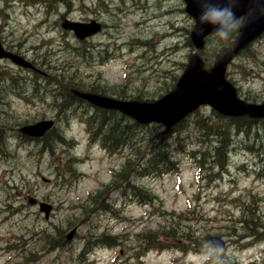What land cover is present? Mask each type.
Listing matches in <instances>:
<instances>
[{"label": "rangeland", "instance_id": "374dc122", "mask_svg": "<svg viewBox=\"0 0 264 264\" xmlns=\"http://www.w3.org/2000/svg\"><path fill=\"white\" fill-rule=\"evenodd\" d=\"M65 20H96L104 29L79 41L61 28ZM191 31L183 0H0V40L45 75L7 61L2 67L0 130L7 148L0 156V264H211L201 248L209 235L226 242L221 264H264V237H250L252 231L237 223L244 207L264 217L263 123L249 137H234L226 172L215 169L211 174L218 176L209 182L207 174L195 177L197 164L187 152L209 147L193 145L199 134L191 116L187 130L170 139L177 171L129 177L149 192L150 202L148 196L125 193L126 182L114 186L127 150L109 153L90 137L81 108L68 115L57 110L63 102L55 95L64 90L56 88L54 74L82 79L85 89L122 100L160 98L173 89L195 52ZM235 36L218 44L216 38L207 41L199 52L207 67ZM227 75L240 97L264 102V34L234 59ZM21 92L35 99H23ZM199 113L217 121L208 107ZM44 119L57 120L51 139L19 132ZM161 131L151 125L139 137L156 138ZM58 133L65 141L51 142ZM99 191L109 193L93 205ZM34 200L51 206L47 215ZM231 226L238 237H231ZM168 228L176 239L164 241L165 249H139L147 233L160 235ZM71 232L74 237L66 239ZM101 236L118 245L110 248Z\"/></svg>", "mask_w": 264, "mask_h": 264}, {"label": "trees", "instance_id": "16d2710c", "mask_svg": "<svg viewBox=\"0 0 264 264\" xmlns=\"http://www.w3.org/2000/svg\"><path fill=\"white\" fill-rule=\"evenodd\" d=\"M65 77L56 74L53 76L55 79L54 82L56 84V88L59 87L60 89L64 90V92L59 93L58 96L55 95L56 102H63V104L58 105L57 110L62 114L65 112L66 115H68L69 112H72L73 109H76V107L81 108L83 111L81 115L83 118L82 123L86 125V129L90 137L94 135V140L102 143L105 149L109 150L110 152L115 153V151L121 152L123 150H127V153L123 155L124 161L122 162L123 164L121 170L113 177L114 186H117L119 182H126L127 185L125 188V193L130 192L135 197L138 195L140 197L148 196V201L153 202V200L149 198L151 197L149 192L143 190L139 186L132 185L133 180H129V177L133 172L135 175L134 177L142 178L143 176L147 175L154 177L162 176L169 173L170 171H173L176 168V163L173 160L170 149V139L174 134H178L175 132L179 130L185 132L187 130L186 124L191 116L188 119L182 121L175 128H172L169 132L164 133L161 131L156 138H142L139 137V134L145 131L151 125H141L124 114L116 111L102 110L94 108L90 105H85L84 102L78 100V98L72 95L71 89L100 94L97 91V88L91 87L85 89L82 79L72 78L70 76ZM11 78L13 79V77ZM4 79L5 74H2L1 72L0 83ZM13 82L16 85L19 83L18 79H13ZM32 86L34 89L38 88V86H35L34 84H32ZM19 95H21L19 97H22L23 99H35V97L33 98L30 95L24 94L23 92H21ZM212 114H214L217 121L213 122L211 118L204 117L201 115V113H199L198 110L192 115L195 116L192 127L197 129L199 134L198 140L193 145L197 147L198 145L205 144L209 147L206 149L189 151L193 156L201 161L199 164V169L202 173L201 176H206L207 174L206 177L207 181L209 182H214L218 176L211 174L215 171V169H218L220 175H223L226 172V167L229 165L230 157L229 146L235 142L234 137H249L253 134L252 131L255 130L257 124H264V120L257 121L247 117H225L219 115L213 110ZM115 122H118L117 126H114V124H116ZM51 133L52 132L47 133L44 139L47 137L51 139ZM57 140L63 142L65 141V138L63 135L58 133L56 134L55 138L53 137L51 142H56ZM6 143L5 136L0 130V156L6 155L3 154L7 148ZM50 147L51 146H44L45 149ZM248 149L253 151L254 145L252 144V146ZM118 187H120V185ZM103 194H106V191H99L98 194L93 197L94 200H92V204L98 205L101 201V198L104 196ZM249 218L251 219V223L249 222ZM237 223L241 225V229H244V227L249 228L252 231L250 235L254 236V238L258 239L259 236L264 237V217L257 216L255 212L252 213V211L248 210V207H244L243 210H241L240 221H237ZM229 231L232 238L238 237L234 226L229 227ZM259 231H263V233L260 234L258 233ZM172 232L173 231L169 230L168 228L167 230H164V232H161L160 235H157L155 232L147 233L146 237L149 238H146L144 241L146 245L144 248L143 245H140L139 249L142 248L150 250L153 248L162 247L164 245L163 241H172L176 239ZM44 238L46 241H49L50 236L45 235ZM99 239L100 241L106 243V245L109 247L118 245L116 242L103 240L102 236ZM110 239L114 241L118 238L112 237ZM49 243L52 244L51 241H49ZM138 255L140 256L141 254ZM226 262L227 264H235L234 262L228 260H226Z\"/></svg>", "mask_w": 264, "mask_h": 264}, {"label": "water", "instance_id": "95a60500", "mask_svg": "<svg viewBox=\"0 0 264 264\" xmlns=\"http://www.w3.org/2000/svg\"><path fill=\"white\" fill-rule=\"evenodd\" d=\"M186 12L192 17L198 15L199 8L195 0H184ZM249 9V0H241L238 12ZM61 27L73 32L76 38L84 40L100 31V24L69 22L65 20ZM264 32V17L255 19L239 31V35L231 49L218 55L217 61L209 70L204 67V62L198 53L190 56L189 62L179 78L174 89L160 99L153 102L121 101L101 95L87 94L74 91V94L86 100L96 107L121 112L141 124L161 123L170 129L186 116L193 113L200 106H210L217 112L226 116L243 117L253 119L264 118V103H247L240 99L233 84L226 78V70L233 57L249 43L254 41ZM210 27L205 26L201 35L191 32V41L196 49H202L204 38L212 34ZM10 59L23 67H32L30 63L11 53L4 51L0 44V61ZM53 121H41L25 126L21 132L29 137H42L51 129ZM34 204V201L31 202ZM41 210L48 214L51 206L40 205ZM74 232L67 238L71 239Z\"/></svg>", "mask_w": 264, "mask_h": 264}, {"label": "clouds", "instance_id": "9594fccd", "mask_svg": "<svg viewBox=\"0 0 264 264\" xmlns=\"http://www.w3.org/2000/svg\"><path fill=\"white\" fill-rule=\"evenodd\" d=\"M198 15L192 18V31L201 35L205 26L211 28L218 44L229 40L235 32L241 31L246 24L264 17V0H249V9L238 12L241 0H195ZM205 259L211 264H221L225 251L223 239L209 235L201 241Z\"/></svg>", "mask_w": 264, "mask_h": 264}, {"label": "bare ground", "instance_id": "6f19581e", "mask_svg": "<svg viewBox=\"0 0 264 264\" xmlns=\"http://www.w3.org/2000/svg\"><path fill=\"white\" fill-rule=\"evenodd\" d=\"M164 14H165V13H164ZM0 94H1V89H0ZM115 123H116V124H114V126H115V125L117 126V123H118V122H115Z\"/></svg>", "mask_w": 264, "mask_h": 264}]
</instances>
